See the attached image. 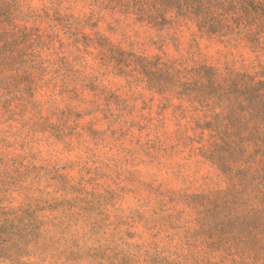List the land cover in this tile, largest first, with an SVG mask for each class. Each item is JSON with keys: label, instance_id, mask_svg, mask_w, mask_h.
<instances>
[{"label": "rangeland", "instance_id": "obj_1", "mask_svg": "<svg viewBox=\"0 0 264 264\" xmlns=\"http://www.w3.org/2000/svg\"><path fill=\"white\" fill-rule=\"evenodd\" d=\"M56 2L0 0V264H264V0Z\"/></svg>", "mask_w": 264, "mask_h": 264}, {"label": "clouds", "instance_id": "obj_2", "mask_svg": "<svg viewBox=\"0 0 264 264\" xmlns=\"http://www.w3.org/2000/svg\"><path fill=\"white\" fill-rule=\"evenodd\" d=\"M37 7L47 8L49 11H52L53 9H56L57 7H60V6L56 2V0H52L51 3H49L48 0H44V3L39 4Z\"/></svg>", "mask_w": 264, "mask_h": 264}]
</instances>
